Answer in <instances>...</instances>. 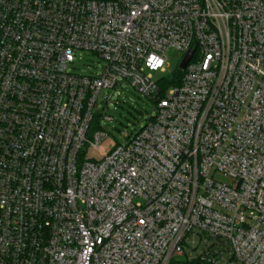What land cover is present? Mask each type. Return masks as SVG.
I'll use <instances>...</instances> for the list:
<instances>
[{
	"label": "built area",
	"instance_id": "obj_1",
	"mask_svg": "<svg viewBox=\"0 0 264 264\" xmlns=\"http://www.w3.org/2000/svg\"><path fill=\"white\" fill-rule=\"evenodd\" d=\"M124 87L155 107L119 143ZM184 257L264 264V0H0V264Z\"/></svg>",
	"mask_w": 264,
	"mask_h": 264
},
{
	"label": "rangeland",
	"instance_id": "obj_2",
	"mask_svg": "<svg viewBox=\"0 0 264 264\" xmlns=\"http://www.w3.org/2000/svg\"><path fill=\"white\" fill-rule=\"evenodd\" d=\"M168 66L166 73H155V77H169L175 73L183 54L177 50H169L167 53ZM105 66V61L93 52L79 50L75 54V63L72 65L74 73L93 74L98 73ZM117 91L120 94L117 95ZM113 104L103 109V118L100 119L102 128L116 141H125L124 135L135 131L153 113L155 104L153 100L142 95L132 87L117 88L113 97ZM217 179L229 182V179L218 175ZM189 250V249H188ZM187 250V252H188ZM178 264H206L187 262L186 257L181 258Z\"/></svg>",
	"mask_w": 264,
	"mask_h": 264
},
{
	"label": "trees",
	"instance_id": "obj_3",
	"mask_svg": "<svg viewBox=\"0 0 264 264\" xmlns=\"http://www.w3.org/2000/svg\"><path fill=\"white\" fill-rule=\"evenodd\" d=\"M184 75V72L179 69V67L176 69L175 73L172 74L169 77H162L161 78V83H160V95L163 96L165 90L171 86H177L181 83L182 77ZM99 119L96 118L94 123L91 125V130L90 132H93L96 130L99 125H98ZM197 263L198 261H193V263Z\"/></svg>",
	"mask_w": 264,
	"mask_h": 264
},
{
	"label": "water",
	"instance_id": "obj_4",
	"mask_svg": "<svg viewBox=\"0 0 264 264\" xmlns=\"http://www.w3.org/2000/svg\"><path fill=\"white\" fill-rule=\"evenodd\" d=\"M190 58H191V54L188 53V54L183 58L182 62H181L180 65H179V69H180V70H185V68H186V66H187V64H188V62L190 61Z\"/></svg>",
	"mask_w": 264,
	"mask_h": 264
}]
</instances>
